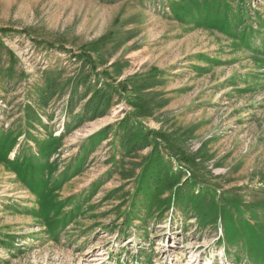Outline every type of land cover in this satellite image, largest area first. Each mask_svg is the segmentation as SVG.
Instances as JSON below:
<instances>
[{
  "label": "rangeland",
  "instance_id": "obj_1",
  "mask_svg": "<svg viewBox=\"0 0 264 264\" xmlns=\"http://www.w3.org/2000/svg\"><path fill=\"white\" fill-rule=\"evenodd\" d=\"M0 264H264V0H0Z\"/></svg>",
  "mask_w": 264,
  "mask_h": 264
},
{
  "label": "trees",
  "instance_id": "obj_2",
  "mask_svg": "<svg viewBox=\"0 0 264 264\" xmlns=\"http://www.w3.org/2000/svg\"><path fill=\"white\" fill-rule=\"evenodd\" d=\"M129 140H133V141H135L136 142V140L133 138V136L132 137H130V139Z\"/></svg>",
  "mask_w": 264,
  "mask_h": 264
}]
</instances>
